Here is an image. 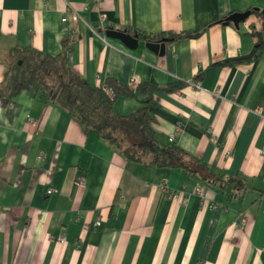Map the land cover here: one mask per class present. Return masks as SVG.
I'll return each instance as SVG.
<instances>
[{"label":"crops","instance_id":"1","mask_svg":"<svg viewBox=\"0 0 264 264\" xmlns=\"http://www.w3.org/2000/svg\"><path fill=\"white\" fill-rule=\"evenodd\" d=\"M108 28L200 34L160 55ZM252 31L264 32V0H0V84L9 49L57 54L72 35L70 65L91 86L184 83L153 92L150 127L213 172L129 160L22 85L0 100V264H264V51L247 59ZM138 106L120 96L113 108Z\"/></svg>","mask_w":264,"mask_h":264},{"label":"trees","instance_id":"2","mask_svg":"<svg viewBox=\"0 0 264 264\" xmlns=\"http://www.w3.org/2000/svg\"><path fill=\"white\" fill-rule=\"evenodd\" d=\"M244 12L249 13L250 10ZM124 29L145 42H164L165 45L175 39L200 34H146L135 28L130 31ZM252 35L256 37V42L247 59H253L264 51V32L252 31ZM73 41L72 35L64 37L57 54L24 46L9 49L4 57L5 70L0 84V100L9 98L20 86L26 85L39 97L62 107L84 127L97 131L129 160L143 162L146 166L183 169L191 176L201 173L207 179L213 175L207 165L200 163L180 147L165 142L150 127L153 92H171L182 88L184 83L174 82L162 86L148 81L131 87L108 78L105 86L112 91V95H109L105 89L89 85L71 67ZM120 96L137 98L140 106L129 113L118 114L113 107Z\"/></svg>","mask_w":264,"mask_h":264},{"label":"water","instance_id":"3","mask_svg":"<svg viewBox=\"0 0 264 264\" xmlns=\"http://www.w3.org/2000/svg\"><path fill=\"white\" fill-rule=\"evenodd\" d=\"M247 13L245 12H234L231 14L230 19L234 21L236 25L240 19L245 18ZM106 35L111 38L119 39L123 44H125L128 48H135L137 46V35H132L126 31V29L120 28H108L106 29ZM146 46L148 49L152 50L155 53L160 55L164 54L165 51V43L164 42H146Z\"/></svg>","mask_w":264,"mask_h":264},{"label":"built area","instance_id":"4","mask_svg":"<svg viewBox=\"0 0 264 264\" xmlns=\"http://www.w3.org/2000/svg\"><path fill=\"white\" fill-rule=\"evenodd\" d=\"M99 15H100V17L103 19L104 17H105V13L103 12V11H101L100 13H99ZM72 17L75 19L76 18V15L75 14H73L72 15ZM67 15H64L63 17H62V20L63 21H65V20H67ZM134 82H133V80H130V82H129V85L128 86H131V87H134V86H136L137 84H134ZM103 89H105V91L109 94V95H112V91H111V89L110 88H107V87H103ZM170 140H172V137H169V141ZM84 177H79V183H84ZM199 190V189H198ZM52 192V189L51 188H49L48 190H47V193H51Z\"/></svg>","mask_w":264,"mask_h":264}]
</instances>
